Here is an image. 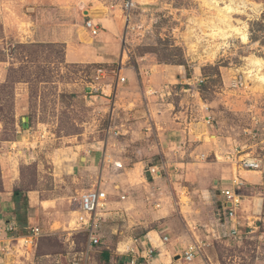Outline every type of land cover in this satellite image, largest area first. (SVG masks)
Instances as JSON below:
<instances>
[{
  "label": "rangeland",
  "instance_id": "rangeland-1",
  "mask_svg": "<svg viewBox=\"0 0 264 264\" xmlns=\"http://www.w3.org/2000/svg\"><path fill=\"white\" fill-rule=\"evenodd\" d=\"M218 1L221 7L230 3ZM248 1L258 7L231 13L222 22L221 15L204 0H136L130 12L123 0H0V83L9 76L15 79L0 94V222L23 221L29 207L28 189H39L41 195L85 192L99 182L98 167H89L90 163L81 160L84 151L74 153L76 149L70 146L97 143L115 134L108 132V126L116 72L124 65V69L144 70V75L153 63L182 65L188 74H201L199 77L205 78L202 97L212 103L218 118L228 120L233 132L230 140L242 151L237 155L250 153L264 160V87L252 76L264 74V66L255 71L249 65L251 56L264 61V0ZM95 11L101 16H94ZM89 17L106 36L90 34L86 28ZM226 22L246 31V38L232 32ZM255 22L260 26H255L258 37L252 40ZM212 28L231 33L212 38L207 36ZM196 37L218 43L217 54L203 56L206 46L197 44ZM19 43L37 46L22 50ZM101 67L109 70L101 84H111L104 92L94 90V75ZM193 83L187 87L192 89ZM184 96H177V101L184 102ZM224 145L228 148L231 144ZM122 152L128 153V148ZM195 169L204 170L205 176L214 172L206 161L192 164L188 171ZM190 176L183 182L194 188L196 181ZM227 180L221 179V184ZM214 184L213 180V189ZM221 184L216 189L215 209L210 205L201 220L204 225L199 228L207 244L197 258L202 264H264V242L259 239L264 234V188L257 185L247 192L252 209L247 205L241 215L247 217L250 210L256 218L250 220L249 230L258 229L247 232L244 228L243 243L236 245L210 231L214 218L223 214ZM16 189L23 194L17 196ZM75 205L77 209L79 201ZM115 241L95 246L91 257L99 254L103 259L106 244L114 245ZM87 244L83 233L66 242L44 237L28 264H72L75 256L87 250ZM60 254L68 257L57 256ZM44 255L55 256L42 258Z\"/></svg>",
  "mask_w": 264,
  "mask_h": 264
},
{
  "label": "crops",
  "instance_id": "crops-1",
  "mask_svg": "<svg viewBox=\"0 0 264 264\" xmlns=\"http://www.w3.org/2000/svg\"><path fill=\"white\" fill-rule=\"evenodd\" d=\"M93 15L101 16L99 11L93 12ZM99 34L106 36L107 32L102 30ZM149 66L147 75H144V70L139 72L132 66L126 69L125 65L121 66L122 73H126V82L116 84L115 87V134L100 139L97 143L81 142L70 146L76 149L74 153L84 151L81 160L90 163L89 167L99 169L100 186L108 192L109 197L107 206L102 211V230L105 236L101 244L116 240L114 245L106 244L108 251L102 254L104 260L99 254L92 258L90 251L89 264H95L97 260L98 264H131V254L124 251L128 245H136L141 255H146L145 250L148 247L155 248V256L144 264H202L198 258L187 262L183 256L185 250L194 243L202 246L203 253L207 241L205 233L200 232L203 229L199 227L204 225L201 220H204L205 210L210 205L213 209L216 207L214 198L221 179L228 180L227 183L221 184L220 190L233 188L241 195V200L246 197V200L241 201L237 214L241 236H245L244 228L247 232H256L254 229H258L256 226L249 230L252 223L250 220L256 218L250 214V210L247 217L241 213L248 209L252 202L251 196L247 194L248 190L256 188L257 185L261 186V190L264 188V176L216 158V155L220 156L227 149L224 144H232L230 138L233 137V132L228 120L222 119L224 116L218 118L219 114L213 109L212 103L209 102L215 116V127L205 126L202 112H199L197 118L188 120L190 107L199 100L191 98L189 94H183L181 89L187 90V84L193 83L201 74H188L187 68L182 65L153 63ZM143 78L147 79V83ZM110 85L106 84L105 87ZM182 95H185V101L180 98L178 102ZM177 96L179 97L176 98ZM124 118H129L132 122L126 123ZM125 148H128V153L122 152ZM202 154H205L206 158H201ZM74 155L72 154L73 158ZM248 155L250 153L241 157ZM204 161L211 164L214 170L212 175L205 176L204 170L199 169L189 173L192 164ZM161 162L167 164L170 177L154 179L146 168L150 164ZM117 163H121L122 167H118ZM126 164L130 166L127 167ZM189 175L196 181L194 188L190 187L191 184L183 182ZM213 180L214 189L211 187ZM76 191L41 195L39 189H28L25 192L27 200L29 199L28 212H25L21 221L24 226L18 224L21 222L17 220L1 221L0 225L15 226V230L7 234L10 238L27 236L34 227H39L41 234L26 254L16 252L15 247L10 253L3 252L1 248L5 243L0 242V264H28L43 237H56L62 242L72 240L77 233H83L87 237V232L75 229L76 219L72 218L80 208L79 197L84 193ZM121 196L125 198L122 199ZM76 201H79L77 209ZM206 205L209 206L205 207ZM227 205L223 196L220 210L223 214L220 212L221 218H214L210 231L212 230L216 238L220 239L223 235L230 243H234L230 236L232 223L224 217ZM249 209H252V206ZM164 237H167V240ZM134 238H138L139 242L135 243ZM85 252L86 250L81 254L83 257ZM106 252L108 254L104 256ZM53 256L55 255L41 257ZM57 256L62 258L66 255ZM75 258L76 256L72 264Z\"/></svg>",
  "mask_w": 264,
  "mask_h": 264
},
{
  "label": "built area",
  "instance_id": "built-area-1",
  "mask_svg": "<svg viewBox=\"0 0 264 264\" xmlns=\"http://www.w3.org/2000/svg\"><path fill=\"white\" fill-rule=\"evenodd\" d=\"M113 1V0H109ZM126 4V8L130 12L133 8H135L136 0H123ZM129 21V20H128ZM129 26V25H128ZM86 28L89 30L92 36H97L101 32V27L99 24L95 22V20L89 17L86 21ZM109 73V70L101 67L98 68L94 75V90L99 91L102 89L104 92L105 85H102L104 78ZM117 75V84L125 83L126 76L122 75L121 69L116 72ZM205 82L204 77H197L194 81V87L192 89L186 88L187 90H183L184 92H189L190 97L193 99H198V103H195L192 108L190 107L188 114V120L191 121L192 118H197L199 112H202V119L206 127L210 128L213 127L215 124V116L212 111V106L210 103L202 97L200 92V88L202 84ZM192 83H188L191 85ZM114 109V108H112ZM117 129L116 126V116L112 115L109 126L108 132L115 133ZM211 138V136L209 135ZM215 138V136H212ZM242 151L238 150V146L236 145H229L227 149H225L220 156L216 155L217 159H222L226 162H229L241 169L245 170H253L256 172L261 173L264 176V160L259 159L257 157L248 155L241 157L240 154ZM201 158H206L205 154L201 155ZM118 167H122L121 163L116 164ZM146 171L150 174L152 178H169L167 164L165 162L161 163H154L150 164ZM236 182V181H235ZM222 194L225 197V201L228 204L227 209L225 211L226 219L232 223V229L230 232V236L234 243L237 245H241L243 243V237L239 232V221H238V210L241 207V195L233 188H225L222 190ZM122 199L125 196H121ZM108 192L101 188L100 183L98 182L92 188L88 189L80 196V208L77 211L76 221H75V229L83 230L87 232L88 237V244L87 250L84 254L83 262L74 260L73 264H89L88 263V256L90 251L94 249L95 246H98L102 243L104 239V232L102 230V224L104 222V216L102 211L106 208L108 202ZM15 230V226L11 224H4L0 225V242L5 243V246L1 248V251H5L6 253H10L13 247H15L16 252L26 254L29 252V248H32L36 243V238L40 236L41 230L39 227L32 228L31 234L19 238H10L7 236L8 233ZM167 240V237H164ZM259 239L264 242V234L259 235ZM134 242L138 243L139 239L134 238ZM125 252L131 254V264H144L148 262L155 256V248L153 246L148 247L146 251V255H141L138 251V248L135 246L128 245L126 246ZM202 254V246L198 243H194L190 245L184 252V259L187 262H192L195 258ZM141 255V257L139 256Z\"/></svg>",
  "mask_w": 264,
  "mask_h": 264
},
{
  "label": "bare ground",
  "instance_id": "bare-ground-1",
  "mask_svg": "<svg viewBox=\"0 0 264 264\" xmlns=\"http://www.w3.org/2000/svg\"><path fill=\"white\" fill-rule=\"evenodd\" d=\"M204 1L208 4L209 7H211L212 9H215L218 12V14L222 16V17L220 16V20L222 22H223V20L226 21L225 18L229 17L231 13L241 12V11H245L247 9H252V8L255 9L258 7V6H255L253 3L249 2L248 0H229L230 3L226 4L225 7H221L218 0H204ZM226 24H227V22H226ZM226 26L231 28L232 32L233 31L238 32V34H240L242 38H244V39L246 38V36H247L246 31H242V29L239 27H233V25H231L230 23H228ZM229 33H231V32H229ZM229 33H226V31H215V29L213 30V28H212L211 32L209 31L207 33V36H210L212 38L213 37L217 38L219 36L227 37V35ZM196 41H197V44H199V45L202 44L203 46H206V49L202 51L203 56L214 57L217 54V50L219 47L218 43H214V44L211 43L210 44L209 41H207V40H205V42H203L204 40L201 39V37H196ZM249 65H251V67L256 68L255 71H257V70L260 71L261 70L260 68L262 66H264V61H263V59H261L259 57L251 56ZM252 76H255L256 78H258L260 85L262 87H264V74L262 72L261 73L256 72Z\"/></svg>",
  "mask_w": 264,
  "mask_h": 264
},
{
  "label": "trees",
  "instance_id": "trees-1",
  "mask_svg": "<svg viewBox=\"0 0 264 264\" xmlns=\"http://www.w3.org/2000/svg\"><path fill=\"white\" fill-rule=\"evenodd\" d=\"M255 26H260V23L259 22H255V25L252 27V34H251V39L252 40H256L257 39V37H258V35L256 34V29H255ZM19 45V47L22 49V50H30V48H32L33 46H37V44H34V43H31V44H23V43H19L18 44ZM39 46V45H38ZM13 69H15V68H13ZM11 82H15V79L14 80H10V76H9V79H6V81L5 82H3V83H0V94H1V92H2V90H4V88H6L7 86H9V84H11ZM15 194L17 195V196H20V195H22L23 194V192L21 191V190H19V189H16L15 190ZM85 235V234H84ZM86 237V236H85ZM44 238V237H43ZM43 238H41V239H43ZM40 239V240H41ZM86 239H87V237H86ZM106 254H108L107 252L104 254V256L106 255ZM83 256H81V254H80V256H77L76 258H75V260H77V261H80V262H83Z\"/></svg>",
  "mask_w": 264,
  "mask_h": 264
}]
</instances>
